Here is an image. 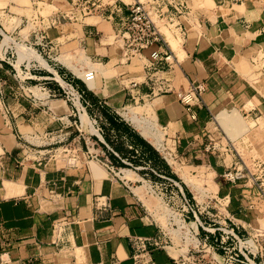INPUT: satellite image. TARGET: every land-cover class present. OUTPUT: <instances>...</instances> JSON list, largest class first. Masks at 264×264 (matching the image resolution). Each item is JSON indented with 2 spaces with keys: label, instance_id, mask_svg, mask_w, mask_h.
Wrapping results in <instances>:
<instances>
[{
  "label": "crops",
  "instance_id": "obj_1",
  "mask_svg": "<svg viewBox=\"0 0 264 264\" xmlns=\"http://www.w3.org/2000/svg\"><path fill=\"white\" fill-rule=\"evenodd\" d=\"M30 1L27 8L16 2L12 5L16 10L1 5L0 28L22 41H34L35 30L43 28L54 44L50 54L58 58V71L73 79L94 103L90 113L95 112L92 108L99 99L107 102L105 108L110 112L134 104V96L146 98L157 125L165 129L188 171L194 173L203 166L210 170L215 180H210L212 189L229 196L230 212L245 223L248 213L261 212L257 206L264 199L257 187L243 181L232 184L222 177L226 166L238 158L237 152L222 147L212 152L205 146L211 138L225 144L220 138L224 132L230 142L250 129L243 114L256 122L247 142L254 147L243 148L251 153L256 149L253 156L264 159V69L253 63L264 47V0H187L189 11L181 18L186 33L180 50H175L179 63L171 75L175 89L187 88L190 79L205 83L203 101L191 109L174 92L148 95L152 86L143 60L123 61L120 40H110L115 21L96 14L66 21L69 29L64 24L53 26L49 18L64 11L59 2L67 0ZM40 2L56 9L45 16L39 10ZM169 39L177 48L174 41L178 39ZM7 55L0 56V240L5 243L0 245V264H110L114 258L121 264H133L131 236L161 239L166 234L164 198L140 183L138 169L123 167L129 173L115 177L102 161L108 158L121 167L127 166L124 159L133 164L141 161L145 168L161 164L160 171L168 177H172L168 170L172 171L189 194L188 186L195 188L187 181L190 175L173 171L159 151L164 140L162 146L154 144L124 115L110 114L109 119L105 115L109 120V127H104L106 144L99 138L86 140L72 125L69 104L50 95L57 86L47 80L52 69L38 70L37 78L30 81L47 85L34 103L18 87ZM88 67L99 74L91 86L83 79ZM58 128L79 141L78 165L51 156L47 132ZM112 130L125 141L121 151L110 139ZM236 143L242 145L241 140ZM204 189L209 191L207 185ZM56 224L61 227L59 234L54 232ZM151 252L157 264H179L177 255L163 247Z\"/></svg>",
  "mask_w": 264,
  "mask_h": 264
},
{
  "label": "built area",
  "instance_id": "obj_2",
  "mask_svg": "<svg viewBox=\"0 0 264 264\" xmlns=\"http://www.w3.org/2000/svg\"><path fill=\"white\" fill-rule=\"evenodd\" d=\"M62 8H64V11H60L49 18L50 25H62L64 19L72 21L96 14L106 16L109 20L116 22L114 36L121 42L123 61L132 62L135 58L143 60L152 86L148 95L154 96L159 93L174 92L188 109L203 101L206 85L202 81L190 79L187 88H174V76L171 73L179 63V59L175 55V48L172 46L168 35L161 28V26L168 28L176 38L180 37L182 39L184 37L186 28L181 18L189 11L187 0H67ZM35 31L34 41L19 40V42H16V40H13L12 45L9 44L3 54H8V60L13 67L18 87L34 103L37 102L40 99L41 88L47 89V85L43 83L31 84L30 81L37 78L38 70L52 69V75L48 76L47 80L53 81L59 86L55 87L50 95L54 98H62L69 104V113L74 117L72 125L76 126L78 131L85 135L83 133L85 127L81 116L82 113H90V107L94 103L86 97L85 90L81 89L73 79L58 71L55 64L58 58L56 55L50 54L54 44H52L45 30L38 27ZM0 33L2 35L1 42L6 32L0 28ZM14 38L16 39V36ZM29 49L35 50L46 64L36 58L27 56ZM49 59L53 64L48 61ZM253 63L258 69H264V47L253 58ZM96 77L97 70L93 67H88L83 71V79L87 84L94 81ZM140 99L147 100L144 97H133L135 103H138ZM97 104L100 107H105L107 102L104 99H99ZM123 109H126V107ZM113 111L116 115L123 116L120 111L116 109ZM88 113V120L96 130L94 133L90 132L106 144L102 116ZM193 117H196L195 114H193ZM47 136L48 144L51 145V156L62 160L63 158L67 159L69 162L67 165H78L81 162L80 149L77 145L79 141L70 138L69 131L58 128L47 132ZM87 137L88 139L85 135L86 140L90 142L97 141L91 135ZM164 143L163 149L167 150L166 152L169 155H172L174 152L173 146L175 147L174 143H169L167 140H164ZM221 147L223 151H236L238 154L236 161L226 166L222 177L232 184H238L242 179L248 178L252 181V185H256L260 196L264 199V159L258 156H250L251 163L248 164L244 156L235 148L233 142L220 145L218 141L216 142L211 138L205 146L206 150L212 152L220 151ZM58 151L63 153V158L58 156ZM95 157L98 156L95 155ZM164 157L166 156L164 155ZM102 162L115 177L122 178L124 176L123 167H130L136 171L138 169V166L128 159H124L127 166L122 167L117 166L108 158ZM149 169L155 173V179L142 176L141 182L146 185L150 192L164 196V192L156 191L159 188L157 178H168L179 188L176 195L179 197L180 204H177L176 207H170V213L167 214L168 223L171 227L182 226L181 228L186 229V226H188L189 232L185 233V239H188V237L191 239L189 243L191 248H188L185 254H181L179 257L175 256L179 264H264V227H254L251 222L245 223L231 213L228 195L220 196L218 192L205 190V202L201 204L196 198H194L195 202H192L175 178L168 177L151 166H149ZM153 187L156 188L153 189ZM251 207H253V204ZM60 223L62 224V222ZM2 227L3 225L0 223V232ZM200 227L204 231L203 234L199 231ZM60 228L59 224H56L54 232L59 234ZM241 229H244L247 234L241 233ZM170 241V236H167V234L161 239L141 235L131 236L133 264H157L153 258L152 249L163 247L168 250L171 247ZM3 244H5L4 240H0V245L3 246ZM201 247L207 252L206 254H199L202 250ZM110 264H121V262L119 259L114 258Z\"/></svg>",
  "mask_w": 264,
  "mask_h": 264
},
{
  "label": "rangeland",
  "instance_id": "obj_3",
  "mask_svg": "<svg viewBox=\"0 0 264 264\" xmlns=\"http://www.w3.org/2000/svg\"><path fill=\"white\" fill-rule=\"evenodd\" d=\"M2 2L0 3V6L2 5H5L6 6V8L7 9H10L11 8V10H16L15 9V7L14 6H12V5H16V2H17V4H20V5H22V6H24V8H27L28 6H30L31 4H32V1H30V0H14V1H11V0H1ZM126 1H130V0H126ZM61 5L62 4H65V1L62 3V2H59ZM39 5V10H40V12H42V14L43 15H47V14H49L50 12H52L54 9H56V7L54 6V5H52V4H50L49 2H46L45 4L44 3H39L38 4ZM59 8V7H58ZM21 12H23V13H25V11H21ZM30 12V11H29ZM28 19H29V21H32V17L29 15V13H28ZM89 20H93V18H91V19H89ZM66 21H68V20H66V19H64L63 20V24H64V27H66V26H68V27H66L67 29H69L70 27H69V22H66ZM25 25H27V23L24 21V26ZM23 26V27H24ZM9 29H11L10 28V26L8 27ZM161 28H162V30L164 31V32H166V34L168 35V38H169V36H172L173 37V34L171 33V31L168 29V28H166V27H164V26H161ZM9 36H10V38H11V41H10V45H12V41L13 40H16V42H19V39H15L14 38V35H11V34H9V33H7ZM115 36H114V34L112 33V37L110 38V40L112 39L113 40V38H114ZM178 40L176 41H174V43H176L177 44V48L176 47H174L175 48V50L177 51V50H180V48H181V43H182V39L179 37V38H177ZM180 39V40H179ZM13 44H14V42H13ZM173 46V45H172ZM141 59H139V58H135V62H140V63H142L141 61H140ZM99 74H98V72H97V76H98ZM57 86H59L57 83H55ZM57 86H56V88H57ZM105 107H100L99 105H95V107L94 108H92V110H94L95 112H94V114H100L101 116H102V122L104 123L105 122V126H104V124H103V129H104V135L106 134V130H105V128L104 127H106V126H108L109 127V120L108 121H106V117L109 119V115L110 114H115V113H113V111H108V110H106V108L104 109ZM120 112L125 116L126 114H134V115H136L137 117H141V118H143V119H145L146 121H148V122H150V123H154V124H156L157 125V120H156V116H155V114H154V109H153V107H152V104L150 103V101L149 100H144V99H140L139 100V102L136 104V103H134V104H130V105H128L127 107H126V109H121L120 110ZM88 113V112H87ZM88 114H90V113H88ZM93 114V115H94ZM108 114V115H107ZM105 115H106V117H105ZM242 116H243V120H244V123H247V124H249L250 125V129H248V130H246V131H244L240 136H238V137H235L234 139H232V140H230V142H233V144L235 145V143H236V140H237V142L239 141V140H241L242 141V145H240L239 143H236L238 146H237V148H238V151L241 153V155L242 156H244V158H245V160H246V162L248 163V164H250L251 162H250V155L251 156H253V155H257V152H256V149H254L253 151H252V153L251 152H249L248 150H247V152H246V150H244V148L243 147H246V148H248L249 146H250V150L251 149H253V147H254V145H250L249 143H247L248 141H249V139H248V137H250V133H249V131L251 130V132L252 133H254L255 132V128H256V122H255V120L254 119H249V118H246L243 114H242ZM130 121V120H129ZM243 124V123H242ZM239 126V128H241V124H239L238 125ZM157 128H158V130H160V132H161V134H162V138H163V140H168V142L170 143V138H167V136H166V131H165V129L164 128H161V127H159L158 125H157ZM108 132V131H107ZM83 133L86 135V136H89V135H91V137H94V139L96 138L97 139V136L96 135H94V134H92L91 132H90V130H87V129H85V128H83ZM115 131L114 130H112V131H110V139L112 138V143H114V142H116L118 145H120L121 146V149H120V151L121 150H123V148H122V146H124V139L123 138H121L119 135H115ZM149 138V137H148ZM221 139H223V141L225 142V144H227V142H229L228 140H227V138H226V134H225V132H224V134L223 135H221V137H220ZM105 139V138H104ZM150 140H152V138L150 137L149 138ZM152 142H153V140H152ZM155 144V143H154ZM78 145V144H77ZM245 145H247V146H245ZM113 146V145H112ZM236 146V145H235ZM75 147V146H74ZM77 147V146H76ZM91 147H92V145H91ZM236 148V149H237ZM159 151H160V154L162 155V156H166V157H163V159L164 160H166L167 162H168V164H170V166H171V168H172V170L173 171H175V172H177L180 176H183V173H188L189 175H190V177L192 178V179H190V177H188L187 178V181L189 182V184H191V185H193L195 188L193 189V188H191L190 186H188V188H190V191H191V193L189 194V193H187V191L185 192L184 191V186L182 185V183L180 184L181 186H182V189H183V191L185 192V194H186V196L189 198V199H191L192 200V202H195V199L194 198H196L198 201H200V203L202 204L203 202H205V200H206V192H205V189H204V187H206V185L208 186V190L209 191H211V192H217V189L214 191V189H212L213 188V186H212V181H214L215 182V180H214V177H213V175H212V172L210 171V170H208L205 166H203V167H201V168H197L195 171H194V173H192L191 171H188V168H187V166H186V163L185 162H183L180 158H179V156H177L176 154H175V151L173 152V154L172 155H169L166 151L167 150H165V149H163V147H161V148H159ZM60 151H58L57 153H58V156L59 157H61V158H63V153H59ZM125 153H127V150L125 151ZM138 158H140V157H136V159L135 160H139ZM59 160H61V161H63L64 163H66V164H69V162H68V160L67 159H64L63 158V160L62 159H60L59 158ZM114 163V162H113ZM136 166H139L138 167V172L142 175V176H144V177H146V178H148V177H151V179H155V173H153V171H151L149 168H145V167H142V166H146V164L145 163H143V162H141V161H137L136 163H134ZM157 164H159V161L157 162ZM119 165V164H118ZM153 166V168L155 169V170H157L158 172H162V171H160V168H161V164H159V166L158 165H152ZM168 170V169H167ZM168 172H171L172 173V171H169L168 170ZM146 173H148L147 175H146ZM163 174H164V172H162ZM140 179H142V177L140 178ZM156 180H158V182H159V188H157L156 189V191H162V192H164V196H163V200H164V202H163V204H164V206H165V215H164V217H163V220H162V222H163V227H164V232L167 234V236H170V239H171V241H170V246L171 247H169L168 248V250L170 251V249H175L176 250V252L175 253H172V254H174V255H177L176 257H179L181 254H185V252L188 250V248H191V246L189 245V243H190V240L191 239H189V237H188V239H185V237H186V229H183V228H181V227H176V226H174V227H171L170 225H169V223H168V218H167V214L168 213H170L169 212V208L170 207H176L177 206V204H180V200H179V197L176 195V193H177V191L179 190V188H178V186L177 185H175L172 181H170L168 178L167 179H164V178H157ZM210 180H212V181H210ZM142 180H140V183L142 184V182H141ZM244 182V183H249L250 185H252V181L251 180H249L248 178H244V179H242L240 182ZM252 186H255L256 187V185H252ZM156 187H153V189H155ZM157 193V192H156ZM199 193V194H198ZM154 194V193H153ZM259 195H260V192H259ZM261 204H262V206L261 205H258L257 206V204H256V206H257V209H259L261 212L260 213H257L256 214V211L255 212H250V213H248V219H247V221L248 222H251V224H253V226L255 227V226H261V227H264V202L262 201L261 202ZM250 205V204H249ZM254 207V206H253ZM255 208V207H254ZM249 210H254L253 208H250ZM248 210V211H249ZM259 212V211H258ZM194 225V224H193ZM195 226V225H194ZM217 226V225H216ZM186 228L188 229V226H186ZM185 231V232H184ZM199 231H200V233L201 234H203L204 233V231H203V229L200 227L199 228ZM186 233V234H185ZM241 233H244V234H247L246 233V231L244 230V229H241ZM191 237V236H190ZM232 246H233V244H232ZM201 251L199 252V254H206L207 252L205 251V250H203V248L201 247ZM183 250V251H182ZM208 256V255H207ZM217 264H219V263H217Z\"/></svg>",
  "mask_w": 264,
  "mask_h": 264
},
{
  "label": "bare ground",
  "instance_id": "obj_4",
  "mask_svg": "<svg viewBox=\"0 0 264 264\" xmlns=\"http://www.w3.org/2000/svg\"><path fill=\"white\" fill-rule=\"evenodd\" d=\"M170 40V39H169ZM180 40V39H179ZM11 41L10 36L5 33L2 41L0 42V56H2L4 54V51L6 49L7 46H9ZM171 42V41H170ZM172 44V43H171ZM173 45V44H172ZM174 47V46H173ZM22 49V48H21ZM20 49V50H21ZM63 55V54H62ZM27 56L36 58L38 60H40L43 64H46L45 61L41 58V56L39 54H37V52L35 50H30L27 52ZM71 56V55H70ZM62 58V57H61ZM64 58V57H63ZM66 58V57H65ZM67 60V59H65ZM84 61V60H83ZM87 62V61H86ZM65 63V62H64ZM97 64V63H96ZM83 65V64H82ZM80 73V72H79ZM91 82L90 81V86H91ZM93 84V83H92ZM127 119H129L134 126L141 132V134H143L145 137H151L153 142L158 145V146H162L163 145V138H162V134L160 132V130H158L157 125L154 123H150L148 121H146L145 119L141 118V117H137L134 114H126L125 115ZM82 121H83V126L87 129H89L91 132H95L96 130L93 128L92 124L90 123V121L88 120V116L87 113H82ZM125 174L127 175L128 170L124 169ZM129 173V172H128ZM188 178V177H187ZM189 183V182H188ZM193 187V186H192ZM199 194V193H198ZM196 227V225H195ZM188 229L186 228V233H188ZM183 251V250H182ZM176 250L175 249H170V253H175Z\"/></svg>",
  "mask_w": 264,
  "mask_h": 264
},
{
  "label": "trees",
  "instance_id": "obj_5",
  "mask_svg": "<svg viewBox=\"0 0 264 264\" xmlns=\"http://www.w3.org/2000/svg\"><path fill=\"white\" fill-rule=\"evenodd\" d=\"M96 104V103H95ZM105 136V135H104ZM171 172H169V174H170ZM171 175H172V177H174V178H177L176 176H174L172 173H171Z\"/></svg>",
  "mask_w": 264,
  "mask_h": 264
}]
</instances>
